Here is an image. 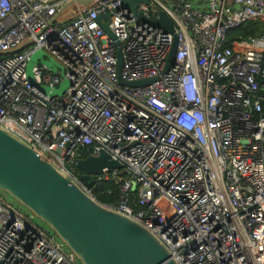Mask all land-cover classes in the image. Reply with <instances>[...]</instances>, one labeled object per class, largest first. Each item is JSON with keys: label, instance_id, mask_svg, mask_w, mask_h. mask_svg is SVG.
Wrapping results in <instances>:
<instances>
[{"label": "built area", "instance_id": "2783aa9c", "mask_svg": "<svg viewBox=\"0 0 264 264\" xmlns=\"http://www.w3.org/2000/svg\"><path fill=\"white\" fill-rule=\"evenodd\" d=\"M73 1L0 0V127L94 199L75 154L106 150L127 174L108 207L149 230L177 264H264V33L228 44L231 30L264 23V0L140 3L149 19L161 9L175 22L168 70L174 34L115 11L123 0L75 4L63 20ZM108 13L115 38L98 21ZM40 50L64 77L38 63L34 80L55 89L67 79L62 95L29 79ZM119 75L153 81L132 87ZM63 245L0 201V264H74Z\"/></svg>", "mask_w": 264, "mask_h": 264}, {"label": "water", "instance_id": "95a60500", "mask_svg": "<svg viewBox=\"0 0 264 264\" xmlns=\"http://www.w3.org/2000/svg\"><path fill=\"white\" fill-rule=\"evenodd\" d=\"M97 1L99 0H77L69 3L65 9L75 4L90 7ZM202 1L199 0L198 3L201 4ZM142 2L150 4V0H123L115 11L126 9L135 17L175 35L167 61L168 70L174 64L177 54L175 22L161 9L158 10V18L149 19L138 9ZM110 17L111 13L101 14L98 21L106 33L115 38L110 28ZM103 19L108 22L103 23ZM118 57L120 72L123 63L120 51ZM38 63L46 65L53 72L60 69L62 77L63 67L42 50L32 55L28 65L31 82L51 96L62 95L70 82L64 79L55 89L36 83L33 68ZM119 76L122 84L132 87L153 81L127 82ZM76 167L80 171V178L88 187L94 185L97 175L124 169L123 164L112 160L106 150H101L98 155L79 158ZM0 190L8 192L44 221L83 264H177L170 257L167 248L149 230L89 196L52 163L1 127Z\"/></svg>", "mask_w": 264, "mask_h": 264}, {"label": "trees", "instance_id": "16d2710c", "mask_svg": "<svg viewBox=\"0 0 264 264\" xmlns=\"http://www.w3.org/2000/svg\"><path fill=\"white\" fill-rule=\"evenodd\" d=\"M264 33V23L260 20H249L240 27L233 29L228 35V44L235 48V43L240 37L259 36ZM92 148H83L79 151V158H86L91 154ZM77 172L80 171L75 166ZM127 179L124 169L117 170L116 175L107 180L94 183L93 193L96 199L106 206H116L120 201V189L122 182Z\"/></svg>", "mask_w": 264, "mask_h": 264}, {"label": "rangeland", "instance_id": "374dc122", "mask_svg": "<svg viewBox=\"0 0 264 264\" xmlns=\"http://www.w3.org/2000/svg\"><path fill=\"white\" fill-rule=\"evenodd\" d=\"M77 6H70L66 9L63 16H69L74 14ZM79 154H75V160L79 158ZM0 201L11 207L14 211L18 212L29 223L38 226L41 229L46 230L49 235H55L57 242L63 243L62 240L53 232V230L40 218H38L31 210L27 209L21 203L16 201L8 192L0 190ZM62 251L67 255H71L72 251L65 244L62 247ZM74 264H83L79 258H74Z\"/></svg>", "mask_w": 264, "mask_h": 264}, {"label": "crops", "instance_id": "0c3cea01", "mask_svg": "<svg viewBox=\"0 0 264 264\" xmlns=\"http://www.w3.org/2000/svg\"><path fill=\"white\" fill-rule=\"evenodd\" d=\"M71 15H73V14H70L69 16H71ZM69 16H67V17H66V18H64L63 20L67 19ZM60 20H61V18H60ZM63 20H62V21H63Z\"/></svg>", "mask_w": 264, "mask_h": 264}]
</instances>
